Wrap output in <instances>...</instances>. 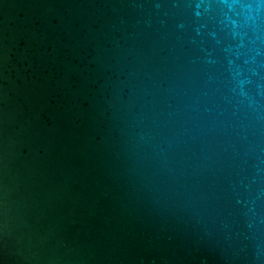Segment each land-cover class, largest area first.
<instances>
[{
	"label": "water",
	"instance_id": "1",
	"mask_svg": "<svg viewBox=\"0 0 264 264\" xmlns=\"http://www.w3.org/2000/svg\"><path fill=\"white\" fill-rule=\"evenodd\" d=\"M0 264H264V0H0Z\"/></svg>",
	"mask_w": 264,
	"mask_h": 264
}]
</instances>
